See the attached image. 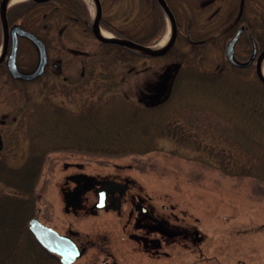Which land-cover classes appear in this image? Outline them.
I'll return each instance as SVG.
<instances>
[{
	"label": "rangeland",
	"instance_id": "rangeland-1",
	"mask_svg": "<svg viewBox=\"0 0 264 264\" xmlns=\"http://www.w3.org/2000/svg\"><path fill=\"white\" fill-rule=\"evenodd\" d=\"M193 15L194 20H205L207 12ZM177 47L185 49L184 42ZM221 56L212 43L198 50L189 46L183 63L185 74L171 97L152 111L142 107L140 98H145L154 71L166 62L174 66L165 58L143 60L130 53L122 58L121 53L117 59L113 54L91 60L67 59L64 73L74 84L79 83L85 65L95 67L91 81L75 90L59 86L63 76L56 75L51 65L43 77L29 82L16 83L8 74L0 73V118L7 114L8 119L6 125H0L4 140L0 158L12 167L29 166L34 155L31 141L37 131L43 133L42 147L52 145L54 141L48 138L57 130H61L58 135L68 133L37 121L47 101L73 112L84 104L99 103L93 119L73 120L69 136L75 144L69 146L74 153L54 149L45 156V167L33 192L0 183V194H18L22 205L27 203L25 199L32 201L26 206L27 224L36 215L37 206L44 203L58 211L64 161L84 162L91 172H108L121 164L123 174L142 184L156 203L169 199L185 223L198 227L204 235L198 247L174 244L173 257L167 260L135 253L123 244L121 264H264V181L257 178L262 172L259 155L264 154V146L250 136L249 130L239 128L238 120L247 123L248 117L239 114L231 100L241 99L249 105L254 96H259L264 101V85L253 68L229 70L220 82L200 80L220 74ZM35 61L20 59L26 68ZM151 64L153 67L148 68ZM261 133L258 131L256 137H262ZM137 137L152 149L125 150L121 138L127 141ZM255 155L259 156L256 164ZM19 238L22 257L14 264H52L31 233L24 230Z\"/></svg>",
	"mask_w": 264,
	"mask_h": 264
},
{
	"label": "flooded vegetation",
	"instance_id": "flooded-vegetation-1",
	"mask_svg": "<svg viewBox=\"0 0 264 264\" xmlns=\"http://www.w3.org/2000/svg\"><path fill=\"white\" fill-rule=\"evenodd\" d=\"M164 1L175 18L176 38L165 53L151 55L98 36L95 30L93 8L89 0H0V73L8 74L9 78L16 83L29 82L43 77L51 65L56 70V75L63 76L64 80L59 86L62 89L75 90L91 81L95 67L85 65L79 83L74 84L68 80L63 67L65 60L70 58L91 60L113 54V57L117 59L121 58V53L122 58H126L130 53L143 60L165 58L173 64L175 59L180 57L175 55L185 57L189 46L191 49L194 46V50H198L205 44L204 38L195 36L200 32L203 33L204 30L201 29L200 22L193 24L190 21L191 10H212L216 15L215 47L223 57V62L219 66L220 71H223L227 65H231L239 70L253 68L257 73L259 54L264 50V42L261 43L260 40L264 41V36L255 34L249 28L253 22L251 20L254 19L253 13H248L244 19V10L249 5L264 10V0ZM94 2L96 10L99 8L101 10L99 27L108 31L111 34L110 37L154 46L160 43L168 32L171 20L162 0H94ZM228 10H230L229 21L221 15V11ZM256 21H262L264 24L261 16ZM227 22V28L230 29L228 32L226 28L223 29ZM241 27L243 30L235 44V57L240 61L249 60L254 51V41L258 45L257 55L247 66L232 63L226 54L228 41ZM233 29L231 37L226 40L228 33ZM91 38L95 40L96 47L92 45ZM180 42H184L185 49L177 47ZM40 45L44 48L47 59L43 73L31 79L16 77L9 67L10 56L14 54L21 71L30 73L35 70L42 57ZM21 58H32L36 61L31 67L26 68L20 62ZM166 63L159 71H154V79L149 82L150 85L144 92L145 98H140L143 102L142 107L153 108L155 104L167 101L146 98L149 96L148 92L155 86L157 76L168 67L169 63ZM147 67L152 68L153 65ZM51 101L47 103L58 107V111L76 113ZM90 108L91 105L84 104L77 113H87ZM87 116L88 114L80 118L86 120ZM7 123V114H4L0 118V125ZM59 133L60 131L54 134ZM2 135L0 127V152L4 151ZM42 136L43 133L40 131L33 135L30 148L34 153L43 152ZM60 149L67 151L69 148L60 147ZM70 150L74 153L72 149ZM36 162L30 166L39 170L40 176L45 167V157L41 160L36 158ZM115 166L116 168L108 172H91L84 162L64 161L63 179L58 193L61 205L58 211L53 205L48 207L47 203L36 208V215L32 218H37L44 225L52 227L63 235L64 239L61 241L72 250L71 256L74 253L77 254L79 250L80 255L69 264H81L83 259L82 264H121L123 244L135 253L143 252L151 258L164 260L173 257L174 244L185 248L189 245L195 247L200 245L204 238L200 229L189 227L185 223L184 216L181 217L174 211V205L168 201L169 199L160 204L156 203L153 196L144 190L142 184L136 183V180L123 174V165ZM22 167H27V163ZM39 197H42V193ZM30 220L28 229L33 239L37 240L42 252L50 258L52 264H64L60 253L47 248L35 236L30 228ZM51 239L56 240V238ZM73 244L77 246V252L76 249H72Z\"/></svg>",
	"mask_w": 264,
	"mask_h": 264
},
{
	"label": "trees",
	"instance_id": "trees-1",
	"mask_svg": "<svg viewBox=\"0 0 264 264\" xmlns=\"http://www.w3.org/2000/svg\"><path fill=\"white\" fill-rule=\"evenodd\" d=\"M202 11V10H199ZM194 12H197V10H191L190 11V21L195 24L197 21L200 22L201 29L204 30V32H200L198 38H204L205 46L206 44L212 43L215 45V27H214V22L216 20V15L214 14V11L212 10H205L207 12V17L205 20L203 19H197L194 20ZM222 12V17L226 20L229 19L230 17V10L228 11H221ZM252 12L253 13V21L250 25L249 28L253 30V32L259 36H264V31H263V22H257V18L261 16V18L264 19V10H261L260 8H255L253 5L246 6L244 10V19H246V15L248 13ZM258 16V17H257ZM162 18V17H161ZM122 20V19H121ZM229 21V20H228ZM223 29H227L226 32H228L230 29H228V22L225 23L223 26ZM225 32V33H226ZM234 32V29L228 33L227 39L231 37V34ZM260 42H264L263 40H260ZM136 54V52H134ZM180 56V57H178ZM182 55H177L173 63V65H176V68L171 67V65L165 69H163L160 73V75L157 76V82L155 83V86L153 89H151L148 93L149 96H146L147 99H163L166 97V100H168L171 97L172 92L175 89V86L180 82L181 76L185 74L183 71L184 66V60H186L188 57H181ZM178 65V66H177ZM229 70L237 71L239 69L234 68L231 65H227L223 71H220L217 74L216 77H213V79H207V78H202L200 80H211V82L218 81L220 82L222 79L221 77H225L228 75L230 72ZM183 71V72H182ZM259 78V77H258ZM260 82L264 85V81L260 79ZM213 82V83H214ZM212 83V84H213ZM220 92V90H219ZM254 96V95H253ZM237 99V98H236ZM253 100H250L249 105L248 103H245L246 101L243 102V100L240 99V101L231 100L236 103L237 110L239 114L245 116L246 118L248 117L247 123H242L241 121L238 120L237 124L239 128H242V130H249L248 133L250 136L256 138V141L259 144H263L264 146V133H261L259 136L262 137H256V134L258 131L264 132V101L259 99V96H254L252 98ZM99 103H95L91 105V108L87 113H75L72 114L71 112L68 111H63L59 110L58 107H54L53 105L48 104L44 110H42V113L38 115V120L39 123L42 125L47 124V126H54L53 130L56 128L60 127L63 129V131H68V133H65L64 135H58L54 134L52 136H49V140H53L54 142L52 145H47L43 146V152H38L34 153L33 157L31 158V162L29 163V166L16 168L10 166L7 161L4 159L0 160V183H4L6 185L11 186L12 188L18 190V191H24L26 193H31L36 187V182L37 178L39 175V170H37L35 167L31 168V164H36V158H39L40 160L45 157L49 151L54 150L55 147L61 148H69L73 149V147H70L69 145H73L75 143H72V139L69 136L71 133V127L74 119H83L80 118L84 117L88 114L89 118H86V120L93 119V114L94 112L98 109L97 107ZM157 105V106H156ZM158 105H161V103L155 104L154 109L158 107ZM153 108H147V110H153ZM146 109V108H145ZM146 113H142L141 116H144ZM139 115V113H138ZM87 116V117H88ZM40 118V119H39ZM137 120V118H133ZM49 120V121H48ZM89 122V121H87ZM247 124V126H246ZM63 125V128L60 126ZM61 131L57 130L56 132ZM45 134V133H44ZM147 135V134H146ZM47 135L45 134V137ZM47 139V137L45 138ZM127 139V138H126ZM138 139L142 138H131L127 141L125 138H121V142L126 144L124 147H127L125 150H129L130 152H140L141 150H138V147H142L143 150H149L152 149L153 146L148 144V146H145V142H142L143 140L139 141ZM153 141V139L148 140ZM88 144V143H87ZM85 144V145H87ZM64 146V147H63ZM89 148L90 146L87 145ZM46 147V148H45ZM85 147V146H84ZM92 147V146H91ZM55 148V149H58ZM77 149V148H74ZM89 151V149H88ZM90 152V151H89ZM37 154V155H36ZM122 154V153H121ZM124 155V154H122ZM260 156V167L262 169V172L260 171V174L257 176V178L261 179L264 181V154L259 155ZM258 155H255L254 157V163L258 161L259 158ZM249 174H252V172H247ZM20 195L16 194V196H12L9 193L6 195H1L0 194V264H14V262H18L19 258L22 257V253L20 252L21 245L19 244L20 241V234L24 232V230L30 234V231L28 230V223H25V215H26V206L31 205L32 201L25 199L27 203L24 204L19 198ZM26 229H25V228ZM21 253V254H20Z\"/></svg>",
	"mask_w": 264,
	"mask_h": 264
},
{
	"label": "water",
	"instance_id": "water-1",
	"mask_svg": "<svg viewBox=\"0 0 264 264\" xmlns=\"http://www.w3.org/2000/svg\"><path fill=\"white\" fill-rule=\"evenodd\" d=\"M162 3L164 5V7L166 8V11L168 12V14L170 15L171 21H172V36L168 42V44L160 50L154 49L151 46H147V45H143L140 43H137L135 41L132 40H124V39H120V38H113V37H104L99 33V15L101 13V10L99 8V10L97 11V16L95 18V30L96 33L98 34V36H100L101 38L105 39V40H111V41H116L122 44H125L129 47L132 48H138V49H142L143 51L150 53V54H162L165 53L170 47L171 45L174 43L175 38H176V33H177V26H176V22H175V18L174 15L172 13V11L169 9V7L167 6L166 2L164 0H162ZM243 27H241L238 32L233 36V38L228 42L227 48H226V54L228 59L238 65V66H247L249 65L253 59L255 58V56L257 55L258 52V45L256 43V41H254V51L253 54L251 56V58L247 61H240L235 57V44L238 40V38L240 37L241 33H242ZM40 47L42 48V46L40 45ZM42 51V57L39 61V64L37 65V67L35 68L34 71L30 72V73H26L23 72L19 69L17 63H16V59L14 54L10 56V58L8 59V63H9V67L12 71V73L16 76V77H21V78H27V79H31L34 78L38 75H40L41 73H43V71L45 70V66L47 63V59L45 57V50L44 48L41 49ZM264 55V50L259 54V58H258V65H257V71L258 74L260 76V78L264 81V76L262 74L261 71V59ZM31 229L34 231L35 235L38 237V239L49 249L53 250V251H57L58 253H60L62 255V260L64 261V264H69L72 260H74L76 257H78L80 255V252L77 248L76 245L73 244V250L76 249V253H74L71 256V252L72 250L69 249V247L62 243V239H64V236L59 234L56 230H54L53 228L44 225L43 223H41L38 219L34 218L31 220V224H30ZM51 238H56V240H53Z\"/></svg>",
	"mask_w": 264,
	"mask_h": 264
},
{
	"label": "bare ground",
	"instance_id": "bare-ground-1",
	"mask_svg": "<svg viewBox=\"0 0 264 264\" xmlns=\"http://www.w3.org/2000/svg\"><path fill=\"white\" fill-rule=\"evenodd\" d=\"M9 1H13V0H9ZM89 2L92 4V8H93V12L94 14L96 13V5H95V2L94 0H89ZM169 34L165 35V37L162 39V41L156 45L153 46L154 49H162L164 48L167 43L169 42L170 38H171V35H172V27H171V23L169 22ZM100 34L103 35V36H110L111 34L104 30V29H101L100 30ZM0 52H1V49H0ZM261 71H262V74L264 76V55L261 59Z\"/></svg>",
	"mask_w": 264,
	"mask_h": 264
}]
</instances>
